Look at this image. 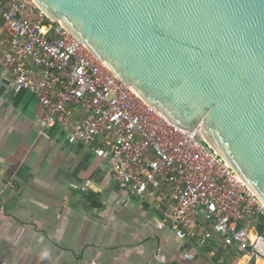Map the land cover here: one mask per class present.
<instances>
[{
    "label": "built area",
    "instance_id": "built-area-1",
    "mask_svg": "<svg viewBox=\"0 0 264 264\" xmlns=\"http://www.w3.org/2000/svg\"><path fill=\"white\" fill-rule=\"evenodd\" d=\"M0 69L37 97L43 130L62 127L91 147L114 181L191 244L190 259L216 247V234L223 246L264 260L262 200L35 0H0Z\"/></svg>",
    "mask_w": 264,
    "mask_h": 264
},
{
    "label": "water",
    "instance_id": "water-1",
    "mask_svg": "<svg viewBox=\"0 0 264 264\" xmlns=\"http://www.w3.org/2000/svg\"><path fill=\"white\" fill-rule=\"evenodd\" d=\"M35 2L264 203V0Z\"/></svg>",
    "mask_w": 264,
    "mask_h": 264
},
{
    "label": "crops",
    "instance_id": "crops-1",
    "mask_svg": "<svg viewBox=\"0 0 264 264\" xmlns=\"http://www.w3.org/2000/svg\"><path fill=\"white\" fill-rule=\"evenodd\" d=\"M0 69V264H264L239 247L190 259L164 216L114 181L91 147L62 127ZM14 187H9V183Z\"/></svg>",
    "mask_w": 264,
    "mask_h": 264
}]
</instances>
